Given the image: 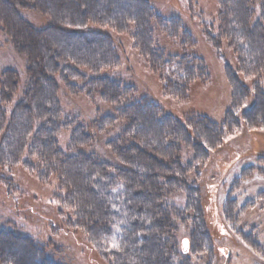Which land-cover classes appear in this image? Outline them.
<instances>
[{
	"label": "trees",
	"instance_id": "1",
	"mask_svg": "<svg viewBox=\"0 0 264 264\" xmlns=\"http://www.w3.org/2000/svg\"><path fill=\"white\" fill-rule=\"evenodd\" d=\"M218 1L216 39L227 40L247 77L260 76L264 0ZM31 9L48 16V24L36 28L27 21L21 10ZM182 27L177 17H161L149 0H0V35L26 61L21 90L16 69L0 73V168L22 165L42 183L54 178L59 214L67 212L68 225L111 264H188L189 249L201 244L199 233L205 232L200 190L189 175L220 144L233 117L225 124L201 115L177 119L109 72L120 62L111 32L126 33L164 92L184 99L194 81L208 78L203 60L185 49L167 53L154 36L161 29L176 40ZM59 80L70 94L98 98L110 112H98L89 123L65 113ZM233 81L237 108L249 90ZM254 89L264 117V92ZM248 114L251 109L243 118ZM254 117L251 126L264 124ZM63 131H70L64 149L58 141ZM103 132L111 133L106 145L112 162L84 150ZM0 180L13 185L12 178ZM188 219L190 232L178 239ZM113 238L117 248L111 247ZM44 248L0 229V264H55Z\"/></svg>",
	"mask_w": 264,
	"mask_h": 264
},
{
	"label": "rangeland",
	"instance_id": "2",
	"mask_svg": "<svg viewBox=\"0 0 264 264\" xmlns=\"http://www.w3.org/2000/svg\"><path fill=\"white\" fill-rule=\"evenodd\" d=\"M149 1L161 17H177L183 26L176 40L168 32L156 29L154 36L158 45L167 53L180 54L185 49L186 53L201 58L207 80L194 81L184 99L166 94L163 82L134 48L132 38L126 33L114 32L111 34L120 62L109 71L110 76L134 86L138 97L151 100L177 119L201 115L225 124L230 114L233 117V125L223 128L220 144L207 150L206 160L196 162L189 175L200 190L205 232L199 233L201 244L189 249L185 261L188 264H264V124L250 125L253 116L258 122L264 118L261 102L255 99L254 92V88L264 92V71L260 76L247 77L239 69L227 40L216 39L220 25L218 0ZM21 11H25V19L36 28L49 22L48 16L36 10ZM259 15V7L255 6L254 17L258 19ZM186 39V47L181 48ZM25 67V59L15 52L7 37L0 35V73L5 68L16 69L20 90L25 81ZM234 77L249 90L237 108L233 103ZM58 85L61 109L85 123L91 122L98 112L102 114L109 109L98 98L92 101L84 95L70 94L62 80ZM250 109L253 115L243 118ZM69 134L70 131H63L59 135V146L63 149ZM110 137L111 133L103 132L84 150L94 151L101 159L112 162L115 159L106 145ZM3 176L12 178L13 185L10 188L0 180V229L29 236L41 247L46 246L45 253L55 264H111L83 240L79 230L68 225L67 212L59 214L54 199L57 187L54 178L42 183L22 165L0 168V177ZM188 220L179 227L178 239L190 232L186 228L193 221ZM195 222L201 224L200 220ZM110 240L111 247L117 248L113 247L116 239Z\"/></svg>",
	"mask_w": 264,
	"mask_h": 264
}]
</instances>
